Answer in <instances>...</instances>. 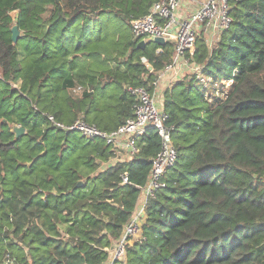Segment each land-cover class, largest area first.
Segmentation results:
<instances>
[{
  "label": "trees",
  "instance_id": "16d2710c",
  "mask_svg": "<svg viewBox=\"0 0 264 264\" xmlns=\"http://www.w3.org/2000/svg\"><path fill=\"white\" fill-rule=\"evenodd\" d=\"M160 1L0 0V264H106L123 237L158 133L111 165L104 141L48 118L108 133L133 117L127 88L152 93L173 57L168 43L137 49L132 34ZM228 4L229 28L215 49L199 37L193 57L209 79L232 84L215 105L194 80L164 90L177 161L113 264H264V0Z\"/></svg>",
  "mask_w": 264,
  "mask_h": 264
},
{
  "label": "built area",
  "instance_id": "2783aa9c",
  "mask_svg": "<svg viewBox=\"0 0 264 264\" xmlns=\"http://www.w3.org/2000/svg\"><path fill=\"white\" fill-rule=\"evenodd\" d=\"M190 1L161 0L151 7L147 15L135 19L131 23L133 37L139 42H154L155 39L160 38L163 39L164 44L168 43L173 47L172 60L156 74L152 84L154 87L152 93L144 87L127 88V91L135 99L132 118L116 130L108 133L80 120H77L70 127H64L55 123L52 117L48 118L58 128L78 132L87 139L104 141L114 153V158L109 163L111 165L128 162L134 158L138 151L137 141L147 130H155L160 137L161 147L151 161V169L146 184L139 188L137 207L125 227L123 237L107 250L109 258L106 264L125 261L126 240L138 234L148 199L153 198L155 192L164 187L163 179L177 161V151L172 141L174 127L168 125L169 117L162 105L164 90L185 79L194 80L195 85L199 87L200 92H203L202 95L205 98V90L211 86L210 89L213 91L214 97L208 99L213 101L211 105H215L217 100L225 99L232 84L231 80H224L220 82V86L217 84L212 86V80L204 74L203 67L194 65L193 57L199 37L203 36L211 48L210 44L217 42L221 33L229 28L231 17L228 0H203L188 15L180 16L183 4ZM156 52L160 53L161 50L158 49ZM142 62L147 64L145 59H142ZM83 90L81 86H77L72 90V93L80 95ZM209 96L207 95V97ZM127 182L124 173L122 184ZM3 264L12 263L7 260Z\"/></svg>",
  "mask_w": 264,
  "mask_h": 264
},
{
  "label": "water",
  "instance_id": "95a60500",
  "mask_svg": "<svg viewBox=\"0 0 264 264\" xmlns=\"http://www.w3.org/2000/svg\"><path fill=\"white\" fill-rule=\"evenodd\" d=\"M11 33H12V35H11L12 41H13V42H16V40H17V38H18V36H19V32H18V30H17V27H13L12 30H11ZM154 43L157 44V45H164V41H163V39H160V38L155 39V40H154ZM146 44H147V43H145L144 41H140V42H138V44H137V49L143 50ZM148 70L150 71L151 68L148 67ZM14 132H15V134H16V137H18V136H20V135L23 134V129H22V128H18V127H16V128H14ZM80 186H81V183H79V184L77 185V187H80Z\"/></svg>",
  "mask_w": 264,
  "mask_h": 264
},
{
  "label": "crops",
  "instance_id": "0c3cea01",
  "mask_svg": "<svg viewBox=\"0 0 264 264\" xmlns=\"http://www.w3.org/2000/svg\"><path fill=\"white\" fill-rule=\"evenodd\" d=\"M192 1V0H191ZM184 3L181 10L180 16H186L188 13L194 10L198 3L202 2L203 0H193L192 2Z\"/></svg>",
  "mask_w": 264,
  "mask_h": 264
},
{
  "label": "rangeland",
  "instance_id": "374dc122",
  "mask_svg": "<svg viewBox=\"0 0 264 264\" xmlns=\"http://www.w3.org/2000/svg\"><path fill=\"white\" fill-rule=\"evenodd\" d=\"M211 46V49H215V47H216V42L215 43H211L210 44ZM211 81V80H210ZM222 82V81H221ZM214 84H217L218 86H220L221 84H220V82H218V81H211V85L213 86ZM210 87L211 86H209V88L208 89H206L205 90V92H206V98H207V101H209V103L211 104V103H213V101H211V100H209V99H212L214 96H213V91L210 89ZM202 93L203 92H199V94H201L202 95ZM207 95H210L209 97H207ZM209 98V99H208Z\"/></svg>",
  "mask_w": 264,
  "mask_h": 264
}]
</instances>
